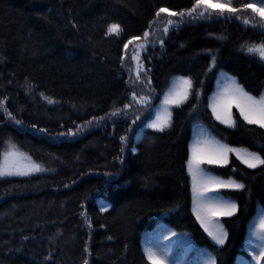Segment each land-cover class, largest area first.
Instances as JSON below:
<instances>
[{"label": "trees", "instance_id": "obj_1", "mask_svg": "<svg viewBox=\"0 0 264 264\" xmlns=\"http://www.w3.org/2000/svg\"><path fill=\"white\" fill-rule=\"evenodd\" d=\"M232 2L238 7L251 0ZM192 3L194 0H0V98L7 97L6 106L25 125L18 128L4 121L0 111V151L6 149L5 140L11 136L21 151L50 169L31 178L0 181V264H40L50 253L49 264H82L85 241L91 252L89 264H146L141 239L158 224L189 233L197 245L212 250L210 238L191 213L190 179L182 165L194 138V125L196 132L203 125L223 143L264 155L257 146L264 144V129L255 125L229 128L215 120L207 107L221 69L236 76L254 95L264 88V64L239 50L243 41L264 40V32L245 26L242 20L213 18L173 26L165 36L162 28L169 14L161 13L152 28L164 39V46L157 43L141 53L152 69V105H160L175 83L173 77L180 75L193 77L201 96L199 100L190 96L179 108L173 107V124L163 133L141 124L147 123L149 112L154 118L152 108L142 111L133 130L128 129L140 105L130 99L126 81L131 65L124 42L130 36H142L159 7L174 12ZM248 18L252 19L250 10ZM109 23L121 26L119 35H104ZM218 36L225 38L218 40ZM205 49L219 50V66L207 74L210 58ZM26 85H34L31 94ZM136 91L139 94L141 89ZM41 92L54 102L42 100ZM124 103L133 105L127 117L83 127L84 121L103 117ZM233 113L238 119L239 113L235 109ZM33 123L48 132L37 133L30 127ZM78 125L83 131L74 137L53 135L76 130ZM124 134L138 151L131 153L129 144L120 163L113 158L119 154V137ZM233 167L235 178L243 174L251 192L231 191L240 212L223 221L229 232L223 264H239L237 258L247 255L243 251L247 225L257 203L264 204V169H248L230 155L229 165L218 174L233 175ZM117 169V177L106 182L110 178L104 173ZM174 201L180 204L175 213L159 211ZM101 205L106 211L100 212ZM82 214L89 218L91 229ZM101 223L104 228L99 227ZM108 236L114 239L108 240Z\"/></svg>", "mask_w": 264, "mask_h": 264}, {"label": "snow or ice", "instance_id": "obj_2", "mask_svg": "<svg viewBox=\"0 0 264 264\" xmlns=\"http://www.w3.org/2000/svg\"><path fill=\"white\" fill-rule=\"evenodd\" d=\"M252 15V19L248 18V13ZM241 12L244 13L243 17ZM161 13H169L166 7H159L153 20L148 21V27L144 29L142 36H130L123 44L124 49H128L129 44L136 42V47L133 49L131 61L134 64L133 68L129 69V80L126 83L130 84V99L140 105V108L133 112V118L128 125L129 131H132V125L136 124L141 118L142 111L152 108L155 112L154 118L149 112L148 117H145L147 123L141 121L143 127L152 129L154 132L163 133L171 128L173 124L172 108H179L190 96H195L200 99L201 89L194 87L193 77L190 75H180L173 77L175 82L165 93L160 105H152V93L155 88L152 86V78L149 73L152 69L144 63L141 58V53L146 52L149 46H155L159 43L161 48L164 46V39L156 35L152 25L157 18L161 17ZM39 15V13H38ZM172 17H176L173 19ZM224 19L231 21L232 19L242 20L245 26L251 25L253 29L264 32V0H251V2L240 3L239 6H234L232 0H194L191 7L181 8L179 11L169 13V18L163 24L162 35H167L170 28L179 27L185 23H191L196 20ZM122 31L118 23H109L105 36L110 34L119 35ZM225 37L218 36V40ZM239 50L248 56L255 57L261 64H264V40L261 42L243 41ZM218 52L212 49H205L204 53L210 58L208 60L205 74L213 72L218 65ZM121 66L126 67L124 55L120 56ZM150 62V58H149ZM217 90L209 97L208 108L211 109L212 116L221 124L229 128L237 129L244 125H255L259 129H264V88L259 89L258 94H253L245 89L244 85L240 84L237 77L224 72L221 69L216 73ZM223 80V83L221 81ZM203 85L204 80L199 81ZM140 88L138 94L136 89ZM34 90V85H26V91L31 94ZM42 100L47 103H53V99L46 96L43 92L40 93ZM7 97L0 98V111H2L4 121H10L16 126L24 127V121L17 118L8 109L5 104ZM233 105L239 113L238 119L233 116ZM132 103H124L120 107H113L103 117H92L83 122V127H89L93 122L99 123L105 119H111L129 114V109H132ZM196 104L192 105V110H195ZM238 120L242 123H239ZM31 129L41 133H47L48 129L38 128L33 123ZM194 138L189 141L187 148V158L183 161V169L186 170L187 176L190 179L191 191V213L195 217L203 232L207 234L212 242V250L208 247L197 245L191 238L189 233H178L166 224H158L156 229L150 233H145L141 239L142 256L146 264H223V251L226 247V241L229 238V232L226 229L222 217L233 218L240 212V205L234 199L226 197L221 190H232L235 192L248 191L251 192V187L245 183V176L235 178L236 169L233 167V175L223 178L214 175L212 171L207 170L203 165L226 166L229 165V157L234 156L240 164L245 165L248 169H264V155L260 151H254L245 146H234L223 143L212 136L207 129L200 126V131L196 132V125L193 126ZM78 131H83L81 126L77 129H67L66 133H54L55 136L74 137ZM140 138L137 133V139ZM120 149L119 154L115 156L114 161L124 162V153L131 141L127 134L119 137ZM6 149L0 151V181L6 178L25 177L31 178L35 174H43L50 169L44 167L42 163L37 162L27 152L21 151L17 143L13 142L11 136L5 140ZM261 150H264V144L257 145ZM131 153L135 154L138 148L135 144H131ZM117 172H105L104 176L110 178L106 182H111V179L117 177ZM147 179V178H145ZM111 207V205H107ZM180 208L179 202H173L171 206L160 209L162 214H173ZM106 211L104 205L100 206V212ZM255 214L249 220L244 240L243 251L247 253L250 260L243 256L238 257L239 264H264V204L257 203L255 206ZM85 215V223L89 229L92 224ZM99 227L104 228V224ZM26 240L27 237H24ZM53 237H49V240ZM108 240H113L114 237L108 236ZM124 249H127L125 244ZM19 251V249H18ZM110 252L114 251L109 249ZM83 252L85 256L82 264H89L88 256L91 252L85 241ZM51 253L43 258L40 264H49Z\"/></svg>", "mask_w": 264, "mask_h": 264}, {"label": "rangeland", "instance_id": "obj_3", "mask_svg": "<svg viewBox=\"0 0 264 264\" xmlns=\"http://www.w3.org/2000/svg\"><path fill=\"white\" fill-rule=\"evenodd\" d=\"M136 47V43L132 46V54H133V49ZM132 56V55H131ZM131 63H133L132 61H131ZM16 126V125H15ZM18 128H25V126L24 127H19V126H17ZM37 133H41V132H37ZM205 168H207V170H209V171H212L213 169H212V165H207V164H205ZM221 177H223V178H227V176H221ZM225 196L227 197V195L225 194Z\"/></svg>", "mask_w": 264, "mask_h": 264}]
</instances>
